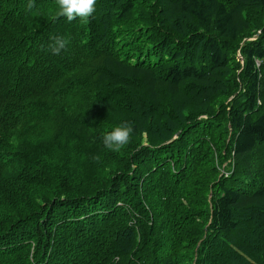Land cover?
<instances>
[{
  "label": "trees",
  "instance_id": "1",
  "mask_svg": "<svg viewBox=\"0 0 264 264\" xmlns=\"http://www.w3.org/2000/svg\"><path fill=\"white\" fill-rule=\"evenodd\" d=\"M0 264H264V0H0Z\"/></svg>",
  "mask_w": 264,
  "mask_h": 264
},
{
  "label": "clouds",
  "instance_id": "2",
  "mask_svg": "<svg viewBox=\"0 0 264 264\" xmlns=\"http://www.w3.org/2000/svg\"><path fill=\"white\" fill-rule=\"evenodd\" d=\"M97 0H56V6L60 15L68 21L79 19L87 21L94 16ZM31 7V4L29 5ZM68 41L61 36H54L48 45L53 55H59L66 50ZM133 133V126L127 121H121L113 125L102 136L103 147L118 151L126 145Z\"/></svg>",
  "mask_w": 264,
  "mask_h": 264
}]
</instances>
